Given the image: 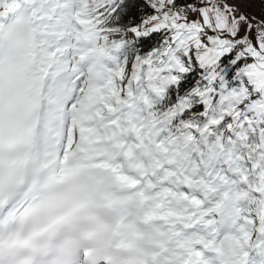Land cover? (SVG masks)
<instances>
[{
    "label": "snow or ice",
    "instance_id": "1",
    "mask_svg": "<svg viewBox=\"0 0 264 264\" xmlns=\"http://www.w3.org/2000/svg\"><path fill=\"white\" fill-rule=\"evenodd\" d=\"M0 264H264V0H0Z\"/></svg>",
    "mask_w": 264,
    "mask_h": 264
}]
</instances>
